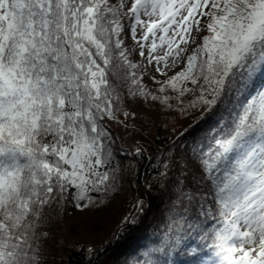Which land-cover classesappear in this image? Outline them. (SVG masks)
I'll return each mask as SVG.
<instances>
[{"label": "snow or ice", "instance_id": "snow-or-ice-1", "mask_svg": "<svg viewBox=\"0 0 264 264\" xmlns=\"http://www.w3.org/2000/svg\"><path fill=\"white\" fill-rule=\"evenodd\" d=\"M128 37L174 97L146 90ZM125 88L198 113L171 145L184 179L166 259L145 264H264V0H0V264H43L45 208L112 188L104 120L129 116Z\"/></svg>", "mask_w": 264, "mask_h": 264}, {"label": "trees", "instance_id": "trees-1", "mask_svg": "<svg viewBox=\"0 0 264 264\" xmlns=\"http://www.w3.org/2000/svg\"><path fill=\"white\" fill-rule=\"evenodd\" d=\"M135 43L130 37L126 38V44L131 51L129 58L133 63L146 65V67L137 70L142 84L152 94L168 95V92H159L160 86L151 84L152 87H150L149 82L155 81V77L144 58L140 57L135 50ZM260 83L261 81L258 79L256 85L258 86ZM253 92H255V87ZM122 95L124 103L121 107L129 113L127 119L130 120L127 121L126 119L125 122L123 112H118L116 119L105 118L104 125L110 133L117 132L120 134L117 131V128H119L118 122L124 123L123 128L129 129L125 131V134L126 137L129 134L131 140L127 141L126 137L120 134L122 143L119 140L120 145L117 148H112L113 159L110 168L115 171L116 158L127 157L132 164L129 169L131 176H133L130 186L133 187L134 193L124 207L125 209L122 210L121 220L118 221L115 228L113 227L114 230H111L106 236L107 238L105 237L100 241L88 238L82 241L79 240V242L74 239L72 244H69L70 248L68 250H65L64 246H59L60 253L54 255V258L56 260L61 258L64 264H109L111 262H113L111 264H145L149 259L160 262L166 259L163 253L156 252L155 249L161 247L165 234L169 233V229L174 226L173 220L179 219L175 215V210L179 209V205L175 203L178 199L177 181L184 179L182 175L184 153L177 147L174 158L170 157L171 145L173 143L177 145L185 142L190 143L193 136L197 135L199 129L194 122L198 113L193 110L190 114H187V112L184 116L173 114L175 119H180L174 128L166 120L161 122L162 119L156 118L155 120L158 123H155L151 133L150 128L149 130L146 129L144 117L135 109V105L140 102L157 105L156 101L151 100L150 97L148 99L140 96L132 97L127 94L126 88L122 91ZM157 102L160 103L159 100ZM187 102L188 100L184 98V103ZM176 107L177 105L171 108L175 110ZM120 125L122 127V124ZM189 125H194V128L189 129ZM185 129H189V131L185 133ZM182 133H184L183 136ZM137 148L141 149L139 154L136 153ZM187 167L190 171L191 161H188ZM190 180L191 177L189 176V183ZM192 187L195 188L196 186L192 185ZM71 191L75 192V189ZM96 194L97 192L89 193L94 199ZM76 203L77 201L69 196L59 206V210L61 209L60 215L68 223L66 230L69 235H72L74 229L69 225L70 221L87 211L86 208H77ZM80 203H87V201H81ZM125 217H128L129 220L125 221ZM85 240H89V243ZM75 241L79 243L77 246ZM62 242L61 245H63ZM41 259L42 261L45 259L44 254L41 255ZM168 259L184 260L187 257L183 254L179 257L173 254Z\"/></svg>", "mask_w": 264, "mask_h": 264}, {"label": "rangeland", "instance_id": "rangeland-1", "mask_svg": "<svg viewBox=\"0 0 264 264\" xmlns=\"http://www.w3.org/2000/svg\"><path fill=\"white\" fill-rule=\"evenodd\" d=\"M205 34L206 33L203 32L200 33L196 36L195 42L190 43V46L188 48L189 53L197 43H200V37ZM147 66L155 77V81L149 82L150 87H152L151 84L160 86V84L165 79H167V77L164 76L161 72L155 71L152 65ZM181 66L182 65L178 64L175 68L167 70L168 76H171L176 71H179ZM167 92L169 96H175V93L171 89H168ZM190 99H192L191 95H186L185 100ZM170 103L172 104V106L178 105V102L175 99L171 100ZM187 103H184L185 106L187 105ZM156 104L157 105H153V103L148 102H140L138 104L139 106L135 105V109L139 111V113H141L144 117V125L146 126V129L149 130L150 128L151 133L153 132L152 129L155 127V123H158L155 120L156 118L162 119L161 122H164L166 120L168 124L173 125L172 128H174L176 127L180 119H175V116H173V114L184 116L187 112V114H190L193 110H195L187 109L186 112H181L178 106L175 108V110H173V108H169L161 102L159 103L156 101ZM124 119L126 122L127 117H124ZM129 120L130 119H127V121ZM118 124L119 128H117V131L121 135L126 137L125 131L129 129L123 128L125 125L124 123L118 122ZM120 124H122V127ZM120 134H118L117 132H111V148H117V146L120 145L119 140L120 142L122 141L120 138ZM128 135L126 137V140L130 141L131 136ZM124 157H122L121 159L116 158L114 171L115 181L113 182L112 188L106 193L97 192V194L94 196L96 197L94 199V203L86 208L87 211L81 216H77L70 221L69 225L74 228L72 232L73 236L67 233L66 225H68V223H66L65 219L60 215L61 209L59 210V206L63 203V201L53 202L51 207L45 208V218L41 224V231L46 232L48 235L45 238L46 242L43 244L41 250V255L44 254L45 256V259L42 261L43 264H64L61 258H59L58 260L54 258V255H57L58 252L60 253L59 246H64L65 250H68L70 248L69 244H72L74 239H77L78 242L79 240L82 241L88 238L100 241L104 239L112 229L114 230V228L117 226L118 221L121 220V217L123 215L122 210L125 209L124 207L134 193L132 190L133 187L130 186L133 176H131V171H129V169L131 168L132 164L127 159V157ZM101 201L103 202L101 203ZM60 241H63V245H61ZM77 241H75L76 246L79 244L77 243ZM85 242L89 243V240H85Z\"/></svg>", "mask_w": 264, "mask_h": 264}]
</instances>
